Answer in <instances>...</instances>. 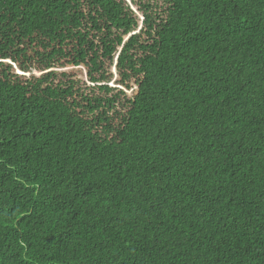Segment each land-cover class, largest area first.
<instances>
[{
    "label": "trees",
    "instance_id": "obj_1",
    "mask_svg": "<svg viewBox=\"0 0 264 264\" xmlns=\"http://www.w3.org/2000/svg\"><path fill=\"white\" fill-rule=\"evenodd\" d=\"M0 264H264V0H0Z\"/></svg>",
    "mask_w": 264,
    "mask_h": 264
},
{
    "label": "rangeland",
    "instance_id": "obj_2",
    "mask_svg": "<svg viewBox=\"0 0 264 264\" xmlns=\"http://www.w3.org/2000/svg\"><path fill=\"white\" fill-rule=\"evenodd\" d=\"M57 70L60 68H56ZM69 70V73L72 74V75H76L78 77H80L82 80H86V69H82L81 67H74V66H71V67H68Z\"/></svg>",
    "mask_w": 264,
    "mask_h": 264
}]
</instances>
